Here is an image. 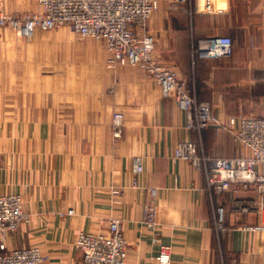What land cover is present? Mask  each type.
<instances>
[{
  "label": "crops",
  "instance_id": "obj_1",
  "mask_svg": "<svg viewBox=\"0 0 264 264\" xmlns=\"http://www.w3.org/2000/svg\"><path fill=\"white\" fill-rule=\"evenodd\" d=\"M0 12L41 9L36 0H0ZM147 33L155 58L219 119L264 117V0H159ZM219 36L231 38L232 56L200 59L199 42ZM74 46V70L29 71L26 85L0 83V96H10L0 101V195H18L30 216L0 237L3 252L36 247L48 264H81L77 235L106 233L109 219L117 218L128 244L125 264H145L158 249L144 224L150 202L171 264H264V231L246 229L259 224L257 215L232 209L237 199H255L254 187L233 185L217 195L206 184L210 159L237 155L231 134L188 129L186 113L151 77L135 66H108L104 43ZM19 74L12 71V78ZM117 112L122 129L114 138ZM187 142L205 160L175 159ZM136 157L143 166L138 176ZM149 188L158 191L154 199Z\"/></svg>",
  "mask_w": 264,
  "mask_h": 264
},
{
  "label": "built area",
  "instance_id": "obj_2",
  "mask_svg": "<svg viewBox=\"0 0 264 264\" xmlns=\"http://www.w3.org/2000/svg\"><path fill=\"white\" fill-rule=\"evenodd\" d=\"M39 14L5 15L0 12V29L9 28L18 36L31 38L36 31H48L67 27L81 38L104 43L108 53L107 64L131 65L139 68L161 88L163 97L175 101L187 115V128L196 132L213 128L231 134L238 152L232 158L209 160L205 180L208 189L217 195L228 192L234 185L247 189L254 187L256 198L237 199L233 203L235 213L254 212L259 220L249 231H264V117L238 116L219 119L207 102H197L188 92L186 83L177 73L162 65L154 56V40L147 33L151 16L159 9V0H36ZM200 59H227L233 54L232 40L219 36L203 39L196 47ZM123 116L117 112L112 118L113 137L122 129ZM174 158L182 161L201 162L195 145L181 143ZM203 160H205L203 158ZM143 172L141 159H133V173ZM138 185L133 180L132 187ZM117 193V192H114ZM151 198L158 191L148 189ZM157 209L153 203L143 209L144 224L152 232V243L157 253L145 264H171V247L162 244L157 232ZM68 215H72L70 210ZM225 214L224 207L217 208L218 227ZM30 221L18 195H0V237L15 232L20 225ZM75 247L82 254L81 264H125L128 252L127 241L120 229V221L111 218L106 233L80 232ZM0 245V264H48L47 258L36 247L3 252Z\"/></svg>",
  "mask_w": 264,
  "mask_h": 264
},
{
  "label": "rangeland",
  "instance_id": "obj_3",
  "mask_svg": "<svg viewBox=\"0 0 264 264\" xmlns=\"http://www.w3.org/2000/svg\"><path fill=\"white\" fill-rule=\"evenodd\" d=\"M90 42L102 44L90 38H81L67 27L38 31L29 39L18 36L9 28H1L0 55L5 56V61H0V69L5 70V78L0 79V83L11 85L21 81L20 85L22 82L26 85L29 71L54 73L74 70L77 63V52L72 51L75 50L74 45ZM12 71H20V78H12ZM7 97L10 96H0V101H5Z\"/></svg>",
  "mask_w": 264,
  "mask_h": 264
}]
</instances>
